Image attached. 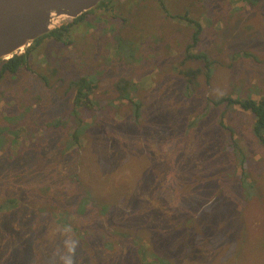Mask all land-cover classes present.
Returning a JSON list of instances; mask_svg holds the SVG:
<instances>
[{
    "label": "rangeland",
    "instance_id": "374dc122",
    "mask_svg": "<svg viewBox=\"0 0 264 264\" xmlns=\"http://www.w3.org/2000/svg\"><path fill=\"white\" fill-rule=\"evenodd\" d=\"M128 1L105 0L78 19L74 32L64 34L61 43L53 37L41 39L30 49L23 71L0 80V231L16 232H0V264H122L130 255L132 264H142L143 255L171 264H264V145L253 134L250 112L238 105L212 108L206 99L264 98V64L241 56L249 52L264 62V0ZM259 2L257 12L250 4ZM190 21L200 25L198 50L215 62V70L212 81L202 73L197 85L187 90L191 76L184 71L203 68L200 60H185L196 29ZM119 38L130 51H120ZM80 79L96 86L92 93L84 90L95 112L74 106V83ZM123 80L138 85L144 103L160 113L158 119L166 125L153 121L142 137L133 109L117 99L115 87ZM108 100L116 101L117 108H107ZM203 117L209 121L199 130L195 127ZM112 120L121 125L118 136ZM139 122L144 123V115ZM229 132L237 156L225 151L231 143ZM209 139L211 148L200 150ZM44 161L57 165L56 170L45 172ZM215 164L227 171L221 182L234 189L229 190L228 203L238 198L235 190L242 193L219 225H204L189 234L205 223V214L216 210L210 200L216 184L209 192L208 182L193 188L206 173L220 171ZM10 165L20 166L23 180H15L12 167L4 171ZM243 173L258 189L250 200L244 195ZM145 177L151 186L141 187ZM37 182L53 191L40 190ZM90 192L94 202L81 214L85 205L80 201ZM174 196L186 198L176 225L191 217L198 220L190 232H169L162 222V227L153 226L152 217L168 218L179 209L181 201L175 202ZM10 199L22 204L17 213L9 212ZM104 205L131 214L116 215L109 224L101 212ZM37 218L44 228H38ZM121 218L132 220L121 225ZM60 230L61 239L51 237ZM100 231L109 239L114 235L111 241L120 257L104 250ZM10 237L19 239L11 247ZM156 237L164 243L158 244ZM233 240L240 254L235 252L238 247L233 250Z\"/></svg>",
    "mask_w": 264,
    "mask_h": 264
},
{
    "label": "trees",
    "instance_id": "16d2710c",
    "mask_svg": "<svg viewBox=\"0 0 264 264\" xmlns=\"http://www.w3.org/2000/svg\"><path fill=\"white\" fill-rule=\"evenodd\" d=\"M160 1H162V0H160ZM255 5L257 6L256 10L258 12V10L260 8V2L257 4H252V3L250 4V6H255ZM101 9H105V7L101 8ZM87 14H84L83 16L78 18L79 22H80V20L82 21L84 18H86ZM78 19L73 21L72 26H71V24L63 26L62 28L52 32V34L49 35L47 38L53 37V38H55L54 41H56L57 43H61L62 36L64 34H66L68 32L71 33L72 31L74 32V27L77 25L76 22ZM190 22L194 23L196 25V29L198 28V30H196L194 28L195 34L192 37L193 41L185 49V55H186L185 60L192 61V62H194V60H196V61L200 60L201 63L203 64L204 69L203 68H189L186 71H184L183 75L191 76V78L187 80V90L189 89V86H192L193 84H195V86L197 85L198 79L200 78L202 73H204L208 77V79L212 81V76H213L214 70H215V67L213 68V64L215 62H213V60L211 58H209V56L206 53H201L198 50L199 45H200L201 40H202V39H199L200 35L202 33L200 25L194 21H190ZM251 38H253V34H252ZM128 40L134 46L135 41L132 39H129V38H128ZM126 43L127 42L125 40L120 41V43H119L120 51L123 49L130 51V48L126 47ZM37 47H38V45H37ZM29 52H27L26 55L23 54V55L15 56L14 58L10 59L9 61L1 62V64H0V80L5 79V77H8L10 75L15 76V75H18L19 73H21L23 71V69L26 67V61L28 59ZM241 56H245L246 58H252L258 64H264V62L259 60L257 56H255L249 52H242ZM74 86H75L74 87L75 91H74V95H73V101H74L75 108H84V109L88 108V110L95 112L96 105H95L94 101H92V99L90 98V95L88 93H85L84 90L89 89L92 93V91H94L96 86L94 84H87L86 79H80V80L76 81L74 83ZM141 86L143 88H145L144 85H141ZM115 88H116L117 93H118V96H117L118 101L126 100L128 102V104L131 106L130 108L133 109L134 116H132V119L134 121V124H136L137 127L142 130V137H145L144 136V134H146L145 128L146 127L149 128L151 126V124L153 123V121L158 122L159 127L162 125H166L165 124L166 120L158 119V118L162 117V115L160 113L158 115L156 113L157 111L153 110V107L151 108L149 105H146L144 103L143 97L141 96V90H139L138 85H133L130 81L123 80ZM152 89H153V87L150 88L149 90H152ZM133 93L136 94V97H131V95ZM206 99L211 103L212 108L221 106L223 104H225L227 107L238 105L244 111L250 112L254 117L253 134L256 137H258L259 140L261 141V143H263V145H264V98L260 99V100H254L252 98L233 99L232 97H222V98L218 99V101H215L212 98H209L207 96ZM107 102H109V105L107 108H110V109L117 108L116 104H115L116 101H114V100L109 101L108 100ZM146 112H147V115H146ZM224 114H225L224 112H220L221 116H224ZM143 115H144V123H141V122H139V120H140V117H142ZM208 121H209L208 117H203V119L199 122V124L195 128H198L201 130L203 125H206V123ZM115 122H117V121H114V120L109 121L111 127L117 131L115 135L118 136V132H120L119 127L121 125H120V123H115ZM154 124H157V123H154ZM221 124H223V123H221ZM87 127L90 128L91 126H87ZM173 127L177 131L180 132V124L177 121L173 122ZM223 127L226 129V131L230 130L229 127H227L226 125H223ZM228 134L231 137V143L229 144V146H225V151L226 152L229 151L231 154H234L237 156L238 151L236 149V146L234 145V144H236V140L234 139V134H233V132H229ZM76 136L78 138V135H76ZM116 136L114 138L115 142H117ZM211 144H212V140L209 139V140L205 141L204 144H200V150L210 149ZM217 155H218L217 153L215 155H213L210 158V160L211 161L214 160L217 157ZM44 162L46 163V165L44 167L45 172L46 171L49 172L50 170H56L57 165L55 167H52L50 165L53 163H49L47 161H44ZM48 163H49V165H48ZM242 163H243V165H245L244 160L242 161ZM209 165H210V163H209ZM10 167H12L13 171L18 175L15 178V180L16 181L18 179L23 180V176L19 174V172L21 171L20 166L19 165L5 166L4 171H6ZM215 167H217V169H219L220 164H215ZM234 168L235 167H233V169ZM19 169H20V171H17ZM233 169H231V170H233ZM225 174H227V171H222V170L216 171V169H215L214 174L206 173V179L201 183H197L193 187L196 191V190H198L199 187H205L206 183L208 182L209 183L208 192H209L211 184L217 185L216 190H215V194L213 195L214 199H210L211 202L216 204V210L213 213H211V211H210L209 213L205 214V216L207 215V220L205 221L204 224L195 227L191 232H190V230L193 228L194 223H196L198 221L197 219H194L193 217H191L189 220H187L185 224L182 223L181 225H176L178 223L179 218L181 217V215L183 213V208H184V203H185L186 198L184 196H174L175 202H178V200L181 201L179 203L180 204L179 209L174 211V213L168 218H164L161 214H158L157 217H152L151 221L155 224L153 226L154 227H162L163 226V228L169 232H172L174 230H177V232H180L178 230L180 228H182V229L188 230L190 232L189 234H193L197 230L202 229V227L204 225H209V226H213V227L215 225H219V223L225 219L226 213L231 212L229 209L236 205L237 200L240 196V193H242L239 190H235L238 192V198H236V199L232 198L229 200V203H228L229 190H234V189L230 188V185L224 184L221 182L222 181V175H225ZM47 175L52 177L49 173H47ZM231 176L234 177V175H231ZM147 178L148 177H145L142 180L141 187L151 186L150 184H152V182H146ZM244 180L245 179H244V173H243V181ZM78 182H80V181L79 180L74 181V183H78ZM36 184H38L40 186V190H45V188H46L50 192L53 191L52 187L48 184H40L39 182H37ZM257 190H258L257 187L256 186L254 187V181L250 182V183H247L246 180L244 181V191H245L244 195H247L246 199H249V200L253 199L254 195L257 194ZM180 194H182V193L180 192ZM57 200H58V198H57ZM89 201H90V203H87ZM6 202L8 205L9 204L11 205V207L8 208L10 213H17L19 211V209L22 207V204H16V200H14V199L7 200ZM19 202L22 203L23 200L21 199ZM92 202H94V197L92 196V193L90 192V193H88V197L86 199H82L80 201V204L83 203L85 205V206L82 205V208H84V209H82V211L80 213L81 214L87 213V206L89 204H92ZM2 208L3 207H1L0 210H4ZM101 212L106 215L105 220L110 221L109 224L112 223L113 218H115L116 215L131 214V213L123 212V211H117L115 209V206L113 209V206L111 207L108 205L101 206ZM97 220L100 221L99 219H97ZM131 220H132V218H121L119 220V222L121 223V225H123V224L129 223ZM35 221L39 222L38 228L39 227L44 228L41 220H39L37 218V220H35ZM58 222H63L60 217H59ZM161 222L163 224L162 226L160 225ZM63 226L65 227V225H63ZM172 227H174V229ZM76 230L77 229H75V231ZM0 232H6V233L8 232L10 234H11V232L16 233L14 230H12L10 232L6 229H5V231H0ZM99 234L101 235V237L103 238V240L105 242L104 246H103L104 250L115 251L116 259L118 257H120L121 252L116 251V248L113 247L116 244V242H114V240L111 241L114 238V235H111L110 239H109V236H108L109 234H107L103 231H100ZM60 236H61V230L56 232L51 237H53L54 239H61ZM174 237H176V236L174 235ZM96 238L98 240H95ZM173 238L171 239V241H173ZM62 239L67 241L66 237H64ZM156 239L158 240L159 238L156 237ZM17 240H19V239L10 237V239L8 240L10 247L12 244H17L16 243ZM94 240L96 242H99L100 237L95 235ZM187 242H190V243L186 244L187 246H190L192 244V240L190 238L187 239ZM162 243H164V242L159 239L158 244H162ZM233 243L236 244L234 249H233V250H235L239 246V243L234 241V240H233ZM71 247H73V245L70 246V249H69L70 251H71ZM235 252L240 254L241 253L240 248L238 247V249H236ZM188 257H192L193 262L197 260V258L194 255L193 256L189 255ZM176 258L177 257L175 256L174 260H176ZM237 258H238V256H235L233 258V263L236 262ZM128 261L130 264L133 263L134 258L132 255L127 257V259L125 261H123L122 264H128ZM141 263L142 264H171V261L164 259V258L162 259L160 257H154L152 259L151 256L143 255L141 258ZM46 264H51V261L46 262ZM195 264H199V263H195Z\"/></svg>",
    "mask_w": 264,
    "mask_h": 264
},
{
    "label": "water",
    "instance_id": "95a60500",
    "mask_svg": "<svg viewBox=\"0 0 264 264\" xmlns=\"http://www.w3.org/2000/svg\"><path fill=\"white\" fill-rule=\"evenodd\" d=\"M105 0H0V64L26 55L41 39Z\"/></svg>",
    "mask_w": 264,
    "mask_h": 264
},
{
    "label": "bare ground",
    "instance_id": "6f19581e",
    "mask_svg": "<svg viewBox=\"0 0 264 264\" xmlns=\"http://www.w3.org/2000/svg\"><path fill=\"white\" fill-rule=\"evenodd\" d=\"M130 1V0H129ZM128 1V2H129ZM133 9V8H132ZM101 17V16H100ZM184 33V32H183ZM181 44V43H180ZM30 61V60H29ZM56 89V88H55ZM151 91V90H150ZM149 92V91H148ZM152 94V93H151ZM88 109V108H87ZM164 111V110H163ZM166 118V117H165ZM186 123H188V122H186ZM200 130V129H199ZM187 138V137H186ZM194 138V137H193ZM32 152V151H31ZM59 161V160H58ZM58 163V162H57ZM95 163H97V162H95Z\"/></svg>",
    "mask_w": 264,
    "mask_h": 264
}]
</instances>
